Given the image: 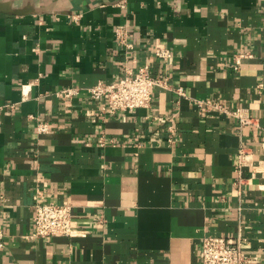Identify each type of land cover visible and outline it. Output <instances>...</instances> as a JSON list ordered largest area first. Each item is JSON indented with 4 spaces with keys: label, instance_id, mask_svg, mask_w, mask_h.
<instances>
[{
    "label": "crops",
    "instance_id": "crops-1",
    "mask_svg": "<svg viewBox=\"0 0 264 264\" xmlns=\"http://www.w3.org/2000/svg\"><path fill=\"white\" fill-rule=\"evenodd\" d=\"M147 64L168 79L150 108L91 98ZM261 83L264 0H0V264H199L205 235H242L264 264ZM38 187L72 205L73 236L31 238Z\"/></svg>",
    "mask_w": 264,
    "mask_h": 264
},
{
    "label": "built area",
    "instance_id": "built-area-1",
    "mask_svg": "<svg viewBox=\"0 0 264 264\" xmlns=\"http://www.w3.org/2000/svg\"><path fill=\"white\" fill-rule=\"evenodd\" d=\"M120 45L131 48L129 32L120 28L116 32ZM156 57L162 63H167L173 57V52L167 47H158ZM125 73L116 83L99 82L89 88L90 96L95 101H104L105 110L111 114L125 111H136L142 108H150L153 104V90L155 87H165L168 79L160 74L154 73V65L147 64L133 72L126 65L123 66ZM260 88L264 85L261 83ZM178 96H186L183 88L175 90ZM79 88H65L57 93L63 99H71L79 95ZM200 106L208 110H221L229 113L220 103L212 101L199 102ZM239 119L240 127L253 123V119L234 113ZM48 124L40 123L38 132L45 133ZM102 145H104V142ZM252 156L240 149L239 163L236 169L237 178L235 184L241 191L245 181L244 169L251 162ZM34 199V230L31 235L33 239H47L60 236L71 237L74 235V212L71 204L60 203L46 198L44 190L38 187L33 195ZM245 237H227L218 235H205L201 241V260L199 264H247V256L244 253ZM6 246V234L0 228V250Z\"/></svg>",
    "mask_w": 264,
    "mask_h": 264
}]
</instances>
